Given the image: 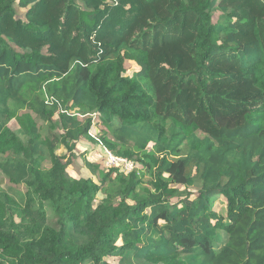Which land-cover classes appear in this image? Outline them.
<instances>
[{
    "label": "trees",
    "instance_id": "trees-1",
    "mask_svg": "<svg viewBox=\"0 0 264 264\" xmlns=\"http://www.w3.org/2000/svg\"><path fill=\"white\" fill-rule=\"evenodd\" d=\"M110 256L264 264V0H0V264Z\"/></svg>",
    "mask_w": 264,
    "mask_h": 264
},
{
    "label": "rangeland",
    "instance_id": "rangeland-1",
    "mask_svg": "<svg viewBox=\"0 0 264 264\" xmlns=\"http://www.w3.org/2000/svg\"><path fill=\"white\" fill-rule=\"evenodd\" d=\"M21 13H19V14H21ZM126 67H127L126 74L131 75L132 72L135 69H137L138 66L135 64L133 65V62L131 60H127ZM97 115L98 114L91 115L90 118L93 120V122H92L93 126H92V128L88 134V137H83L81 139L80 146L78 147V149L75 150L70 169H67L70 176H74L77 178L80 174H85L87 176H89V174H90L88 169L85 166V161H86L87 157L89 156V151L94 150V148H95V146H94L96 143L95 138H98L101 135L100 124L97 123V122H99L98 118L96 117ZM36 121H37L38 125L43 126V122L41 120H36ZM54 122H58L57 116H54ZM16 128H17L16 122L14 120L10 121L9 129L11 131H15ZM54 132L59 134V135H62V131L60 128L54 129ZM80 152H83V153H80ZM56 154H57V156H59L62 159L63 162H65L68 159V152L65 150L64 146H62V145L56 150ZM43 165H44V163H43ZM151 179H152V174H149V172H147L146 169H144V175L141 177V185L142 186H148L149 185L148 182ZM7 185L8 184L6 183L5 186H7ZM172 188H175V187L173 186ZM188 190L190 192L191 191L195 192V190L192 187H190ZM212 206L218 213H220L223 216L225 215V204H224L223 198L217 197L216 199H214ZM120 242L121 241L119 240L117 242V244ZM214 243H216V240L214 241ZM106 260L116 264L118 259H117V257L110 256V257H106Z\"/></svg>",
    "mask_w": 264,
    "mask_h": 264
},
{
    "label": "built area",
    "instance_id": "built-area-1",
    "mask_svg": "<svg viewBox=\"0 0 264 264\" xmlns=\"http://www.w3.org/2000/svg\"><path fill=\"white\" fill-rule=\"evenodd\" d=\"M92 126L93 125L91 123L89 132ZM95 141L96 143L94 145V150H90L89 156H86L89 161L99 163L104 168H116L124 174H130L131 172L138 169L137 163L134 160L117 155L106 148L102 144L100 137L95 138Z\"/></svg>",
    "mask_w": 264,
    "mask_h": 264
}]
</instances>
